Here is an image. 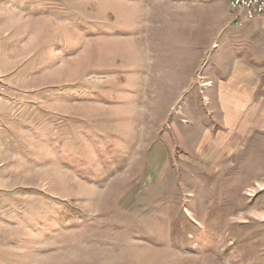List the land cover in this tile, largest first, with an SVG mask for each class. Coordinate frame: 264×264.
Here are the masks:
<instances>
[{"label": "rangeland", "instance_id": "obj_1", "mask_svg": "<svg viewBox=\"0 0 264 264\" xmlns=\"http://www.w3.org/2000/svg\"><path fill=\"white\" fill-rule=\"evenodd\" d=\"M232 13L0 0V264H264L263 135L202 96Z\"/></svg>", "mask_w": 264, "mask_h": 264}, {"label": "crops", "instance_id": "obj_2", "mask_svg": "<svg viewBox=\"0 0 264 264\" xmlns=\"http://www.w3.org/2000/svg\"><path fill=\"white\" fill-rule=\"evenodd\" d=\"M232 17L236 24L222 37L224 43L212 61L203 66L208 88L202 96L212 110L216 105L220 108L225 119L216 123L229 127V141L242 142L247 134L248 142L258 135L264 140V18L247 20L235 12ZM230 42L231 53L224 46Z\"/></svg>", "mask_w": 264, "mask_h": 264}, {"label": "built area", "instance_id": "obj_3", "mask_svg": "<svg viewBox=\"0 0 264 264\" xmlns=\"http://www.w3.org/2000/svg\"><path fill=\"white\" fill-rule=\"evenodd\" d=\"M229 8L247 20L264 18V0H225ZM4 96L3 76L0 71V103Z\"/></svg>", "mask_w": 264, "mask_h": 264}, {"label": "bare ground", "instance_id": "obj_4", "mask_svg": "<svg viewBox=\"0 0 264 264\" xmlns=\"http://www.w3.org/2000/svg\"><path fill=\"white\" fill-rule=\"evenodd\" d=\"M227 3V2H226Z\"/></svg>", "mask_w": 264, "mask_h": 264}]
</instances>
